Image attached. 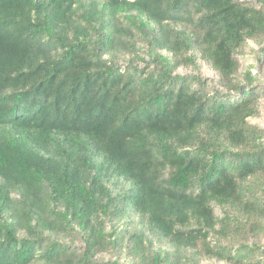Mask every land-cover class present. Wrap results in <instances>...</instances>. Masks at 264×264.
I'll return each mask as SVG.
<instances>
[{
	"label": "trees",
	"instance_id": "obj_1",
	"mask_svg": "<svg viewBox=\"0 0 264 264\" xmlns=\"http://www.w3.org/2000/svg\"><path fill=\"white\" fill-rule=\"evenodd\" d=\"M133 29L157 70L112 59ZM249 41L264 61V0H0V264H264ZM197 48L218 88L172 74Z\"/></svg>",
	"mask_w": 264,
	"mask_h": 264
},
{
	"label": "rangeland",
	"instance_id": "obj_2",
	"mask_svg": "<svg viewBox=\"0 0 264 264\" xmlns=\"http://www.w3.org/2000/svg\"><path fill=\"white\" fill-rule=\"evenodd\" d=\"M134 1V0H130ZM125 13L122 14V17H124ZM121 21L125 22V20ZM132 26V25H131ZM171 29L173 30V34L177 36L178 31H187L184 30L180 26H171ZM136 30L133 29L134 34L136 36L134 38H127L128 40V49L120 50L118 57H115L113 55V60H115L118 63V66L121 68H126L128 64H130V60L135 61L134 64H137L138 68H146L151 70H157L156 67L153 66V63L151 61V58L149 57V50L145 42H143L140 37V34H137L135 32ZM258 46L254 42H247L245 47L241 50L239 55H237L239 64L241 66L240 68V74L243 75L245 71H250L252 75H258L262 78L261 83H255L257 86H261V88H264V61L258 62L256 52H258ZM119 50V49H118ZM136 54L140 57L137 58ZM162 56H168L170 58L172 55L169 52H161ZM176 59H179L181 61L180 65L176 69H174V72L172 73L174 76H179L181 78H189L195 77L202 81L204 84L211 85L214 88H218L217 81L219 79L217 73L213 70L210 63L203 58L201 50L200 49H194L189 52L183 53L181 56L177 55ZM104 59L110 58V55H105L103 57ZM185 58L190 59L191 61H184ZM144 60V61H143ZM241 79V76H239ZM213 90V89H212ZM211 90V91H212ZM216 89H214L215 91ZM259 101V108H260V114L257 118L248 120L251 125H258L261 129H264V97H260L258 99ZM215 212L217 216L222 217L223 209L215 207ZM131 221H133V224L138 222V219L135 217L130 218ZM107 230L109 228L107 227ZM251 235V234H250ZM249 235V236H250ZM254 237L250 236V241L248 244H251L252 242H258L256 239H253ZM233 241L238 246L240 243L244 242V240H241L240 238H237L234 236L228 241H223L221 238H217L218 245L220 247H230L233 244ZM261 247L264 249V236H262L261 241ZM81 246L80 242H77L76 246ZM234 246V245H233ZM174 249L165 241H162L160 239H157L155 237L149 238L147 244H146V252L151 253V251H160L161 254L168 253L170 256H175V253L173 251ZM180 255L178 256L179 264H215L214 261L206 258L202 251L198 248L194 250H186V251H180ZM103 258L105 260L110 259L111 257L107 254L104 255ZM120 260L122 262H125L124 257L121 256Z\"/></svg>",
	"mask_w": 264,
	"mask_h": 264
}]
</instances>
